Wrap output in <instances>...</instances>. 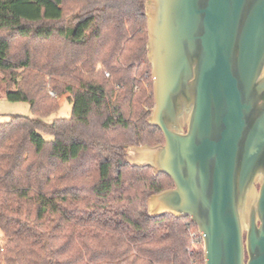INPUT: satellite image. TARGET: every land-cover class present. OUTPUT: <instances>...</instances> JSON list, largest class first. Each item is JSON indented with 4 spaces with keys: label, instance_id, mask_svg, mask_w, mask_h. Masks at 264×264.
<instances>
[{
    "label": "trees",
    "instance_id": "1",
    "mask_svg": "<svg viewBox=\"0 0 264 264\" xmlns=\"http://www.w3.org/2000/svg\"><path fill=\"white\" fill-rule=\"evenodd\" d=\"M146 42L144 0H0L5 97L33 112L0 123V264H205L188 216L147 214L171 178L123 158L164 141Z\"/></svg>",
    "mask_w": 264,
    "mask_h": 264
},
{
    "label": "water",
    "instance_id": "2",
    "mask_svg": "<svg viewBox=\"0 0 264 264\" xmlns=\"http://www.w3.org/2000/svg\"><path fill=\"white\" fill-rule=\"evenodd\" d=\"M163 143L125 162L167 174L150 216H188L205 264H264V0H144Z\"/></svg>",
    "mask_w": 264,
    "mask_h": 264
},
{
    "label": "rangeland",
    "instance_id": "3",
    "mask_svg": "<svg viewBox=\"0 0 264 264\" xmlns=\"http://www.w3.org/2000/svg\"><path fill=\"white\" fill-rule=\"evenodd\" d=\"M2 74L0 73V123L5 122L9 119V116L11 114H24L33 116L32 109L30 107V104L26 101H10L7 100L5 97V84L3 81H1ZM50 94L56 98V95L53 91H50ZM57 102L59 104L57 110L47 114L43 117V119L47 122L52 121L55 118L60 117H68L71 112V103L66 97V94H63L61 96H58ZM153 107V106H152ZM151 111V110H150ZM46 138H49L48 135H44ZM142 145V144H140ZM129 154L126 153L123 156L125 158V155ZM4 236L3 233L0 231V240H3Z\"/></svg>",
    "mask_w": 264,
    "mask_h": 264
},
{
    "label": "built area",
    "instance_id": "4",
    "mask_svg": "<svg viewBox=\"0 0 264 264\" xmlns=\"http://www.w3.org/2000/svg\"><path fill=\"white\" fill-rule=\"evenodd\" d=\"M105 74H106V75H108V73H107V72H106Z\"/></svg>",
    "mask_w": 264,
    "mask_h": 264
}]
</instances>
